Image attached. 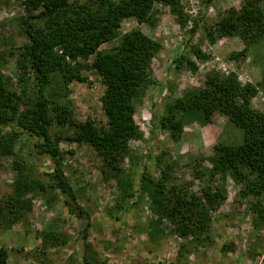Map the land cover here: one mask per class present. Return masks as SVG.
I'll return each instance as SVG.
<instances>
[{
	"label": "rangeland",
	"instance_id": "374dc122",
	"mask_svg": "<svg viewBox=\"0 0 264 264\" xmlns=\"http://www.w3.org/2000/svg\"><path fill=\"white\" fill-rule=\"evenodd\" d=\"M24 1L0 0V71L18 93L22 88L17 60L21 47L28 43L23 29ZM179 4V17L170 6L155 2L151 21L124 20L119 37L100 50L106 52L118 46L122 37L133 30H140L160 45L152 60L149 79L153 84L135 102L134 120L142 137L130 141L133 157L125 159L122 174L131 177L137 185L144 173L157 178L160 176L157 159L166 154L164 164L173 167L176 183H186L191 194L202 198L203 191L208 189L214 194L222 193L224 199L219 206L210 209L211 226L206 236L211 237V242L202 244L192 237L172 235V226L167 221L163 224L164 235L151 239L149 226L158 218L150 210L147 195L121 221L114 219L109 210L120 194L116 181L105 180L102 162L89 145L62 140L58 146L65 177L78 197V204L91 215L88 238H84L87 221L70 216L63 195L58 196L53 207L30 195L32 211L25 222L0 230V248L9 250L8 264H85V244L89 245L90 264H264V221H256L251 211V204L256 198L264 199V194H249L246 184L237 182L231 172L211 173L210 159L215 157L216 148L241 144L242 131L219 114L210 117L202 112L181 114L183 134L177 144L157 123L167 114L169 106L202 90L209 75L233 76L242 86H258L264 79V37L257 40H244L241 36L219 38L213 31L215 22L239 13L244 0H219L211 9L200 0H180ZM261 7L264 11V2ZM188 46L198 47L203 58L190 55L182 70L177 71L176 61L188 51ZM190 64L195 67L191 68ZM91 65L92 59L82 71L84 82L54 83L48 86L47 97L70 105L77 123L92 121L103 126L107 123L102 102L105 78ZM36 83L31 78L28 89H36ZM155 98L157 104L153 110ZM251 106L264 112L262 90L251 100ZM50 133L56 145L57 138L72 135L74 131L53 126ZM36 142L18 136L15 150L34 167L36 177L46 180V174L53 172V163L50 156L37 154ZM16 176L13 160L0 157V204L13 197ZM49 229H53L55 236L45 243L41 233Z\"/></svg>",
	"mask_w": 264,
	"mask_h": 264
},
{
	"label": "trees",
	"instance_id": "16d2710c",
	"mask_svg": "<svg viewBox=\"0 0 264 264\" xmlns=\"http://www.w3.org/2000/svg\"><path fill=\"white\" fill-rule=\"evenodd\" d=\"M218 1L200 0L207 9L213 8ZM155 2L170 6L175 15H181L180 0H83L82 4L78 0L23 2L26 12L23 29L28 43L21 47L17 60L20 93L11 87L10 81L0 71V157L12 159L17 174L13 197L0 204V230L25 222L32 211V200L28 199L30 195L43 199L48 207H53L58 196L63 195L70 216L87 221L84 230L87 240L92 227L91 215L78 204V197L65 177L60 158L58 142L66 140L89 145L102 162L105 180L116 181L120 194L109 210L114 219L121 221L147 195L150 210L158 218L149 226L151 239L164 235L163 224L167 221L172 226V235L186 239L192 237L202 244L211 242V237L206 236L211 226L210 209L219 206L224 199L222 193L214 194L208 189L203 191L202 198L191 194L186 183H176L173 167L164 164L166 154L157 159L160 170L157 178L144 173L137 185L131 177L122 174L125 159L133 157L130 141L142 137L134 120L135 102L153 84L149 79L152 60L160 45L140 30H133L122 37L118 46L106 52L100 48L119 37L124 20L151 21ZM263 2L244 0L242 10L215 22L213 31L219 38H263ZM179 22L184 26L180 18ZM187 48V54L176 61L177 71L182 70L189 60L188 56L203 58L198 47ZM91 59V68L105 78L106 90L102 102L107 123L103 126L92 121L77 123L70 105L47 97V88L54 83L60 81L68 85L74 81L84 82L82 71ZM190 66L195 67L194 64ZM31 78L37 81L36 89H28ZM260 90L264 92V79L258 86H242L233 76L221 78L209 75L202 90L187 100H178L169 106L167 114L157 123L175 143L180 144L183 120L179 115L202 112L207 117L215 114L227 117L242 131L243 140L239 145L216 148L215 157L210 159L213 166L211 173L226 175L231 172L237 182L246 184L249 194H264V112L251 106V100ZM156 104L157 98L153 101V110ZM53 126L74 133L57 138L55 145L50 133ZM21 135L37 141L34 148L39 156L51 157L53 172L46 174V180L36 177L34 167L17 154L15 141ZM251 177L254 180H250ZM251 211L256 221L263 222L264 199L256 198L251 204ZM41 235L47 243L48 238L54 239L52 236L55 233L49 229L43 230ZM85 245V264H90V258H87L89 245ZM8 259L9 250L0 248V264H8Z\"/></svg>",
	"mask_w": 264,
	"mask_h": 264
}]
</instances>
